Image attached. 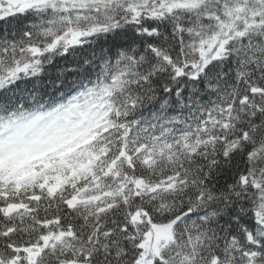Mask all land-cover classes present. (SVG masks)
Masks as SVG:
<instances>
[{
  "label": "snow or ice",
  "instance_id": "snow-or-ice-1",
  "mask_svg": "<svg viewBox=\"0 0 264 264\" xmlns=\"http://www.w3.org/2000/svg\"><path fill=\"white\" fill-rule=\"evenodd\" d=\"M0 264H264V0H0Z\"/></svg>",
  "mask_w": 264,
  "mask_h": 264
}]
</instances>
